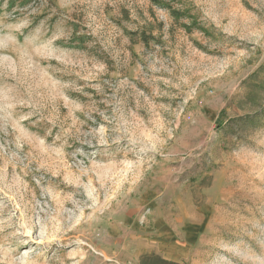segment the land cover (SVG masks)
<instances>
[{
	"label": "rangeland",
	"instance_id": "obj_1",
	"mask_svg": "<svg viewBox=\"0 0 264 264\" xmlns=\"http://www.w3.org/2000/svg\"><path fill=\"white\" fill-rule=\"evenodd\" d=\"M162 2L0 0V264H264V0Z\"/></svg>",
	"mask_w": 264,
	"mask_h": 264
},
{
	"label": "trees",
	"instance_id": "obj_2",
	"mask_svg": "<svg viewBox=\"0 0 264 264\" xmlns=\"http://www.w3.org/2000/svg\"><path fill=\"white\" fill-rule=\"evenodd\" d=\"M153 4H157L163 7H166V9L169 10L170 15L178 20L181 17H185V12L184 10L178 9V8H172L171 6H169L168 4H163L162 0H150ZM14 0H9V6H11L13 4ZM195 24L196 22H190V24H188L187 26L191 25V24ZM186 26V25H184ZM186 26V27H187ZM144 42L146 40H143ZM138 264H186L185 262H179V261H174L171 259H166L156 253H143L140 255L139 257V262Z\"/></svg>",
	"mask_w": 264,
	"mask_h": 264
}]
</instances>
